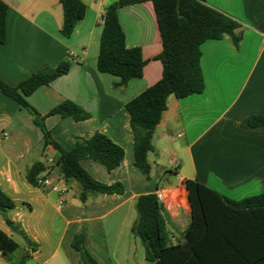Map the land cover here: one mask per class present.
<instances>
[{"label":"crops","instance_id":"1","mask_svg":"<svg viewBox=\"0 0 264 264\" xmlns=\"http://www.w3.org/2000/svg\"><path fill=\"white\" fill-rule=\"evenodd\" d=\"M2 1L8 12L6 40L0 44V81L17 87L34 70L56 67L71 57L68 74L39 87L27 101L47 116L46 128L64 148L70 149L76 138L102 133L125 151L123 162L111 172L94 161L82 162L97 181L121 183L124 193L80 201L81 185L60 176L58 153L44 146L42 129L0 88V189L15 203L14 209L0 211V229L18 244L10 255L13 263L29 254L25 264H82L73 241L83 233L86 248L99 264H155L146 259L141 240L132 233L140 196L164 191L163 214L176 243L192 214L186 181L197 180L233 200L264 194V126L248 124L251 117L264 116V0H206L242 25V40L238 49L230 37L201 46L205 90L184 99L168 98L153 132L149 178L134 165V136L126 104L162 78L163 66L156 59L162 40L152 2L118 10L126 46L140 48L147 64L142 78L115 89L119 78L101 73L97 61L105 9L119 0H83L85 17L70 37L61 34L60 0ZM66 100L91 118L76 122L48 116ZM37 162L52 177L51 186L28 183L27 172ZM54 186L64 190L63 204ZM4 214L32 245L9 228ZM13 263L0 253V264Z\"/></svg>","mask_w":264,"mask_h":264},{"label":"trees","instance_id":"2","mask_svg":"<svg viewBox=\"0 0 264 264\" xmlns=\"http://www.w3.org/2000/svg\"><path fill=\"white\" fill-rule=\"evenodd\" d=\"M150 1L154 5L162 40V52L156 58L162 63V78L126 104L130 126L134 136V165L146 177H150L148 155L154 151L153 132L161 123L167 109V100L173 95L184 99L201 94L205 90L201 67V46L210 40L230 37L239 48L242 25L229 15L210 7L206 0H119L106 7L103 32L100 40L97 68L119 78L115 89L127 86L132 79L144 75L147 61L140 48H128L126 36L120 24L118 10L122 7ZM63 9L61 34L70 37L86 14L83 0H60ZM8 6L0 0V44L6 40ZM71 57L56 67L44 66L34 70L17 87L0 81L4 95L25 108L44 133V146L56 149V167L65 181L75 180L81 185L79 199L88 201L95 195L123 194L121 183L108 185L97 181L84 169L82 162L94 161L109 172L118 168L125 151L108 136L96 133L89 139L76 138L70 149L61 146L45 126L47 116H42L27 97L39 87L49 85L70 71ZM59 115L76 122L86 121L91 115L73 101L66 100L53 108L48 116ZM250 127L264 126V116L249 119ZM43 163H35L27 172V181L38 185V178L46 172ZM191 205V220L176 243L172 241L164 218V208L154 193L137 199L136 222L132 233L145 249V257L155 264H264V194L242 200H233L197 180L186 181ZM15 207L14 201L0 189V211L5 213ZM6 224L28 238L4 214ZM82 264H99L86 248V235L81 233L73 241ZM34 248V246H33ZM18 244L0 229V253L12 262L10 255ZM29 254L18 263L25 264Z\"/></svg>","mask_w":264,"mask_h":264},{"label":"built area","instance_id":"3","mask_svg":"<svg viewBox=\"0 0 264 264\" xmlns=\"http://www.w3.org/2000/svg\"><path fill=\"white\" fill-rule=\"evenodd\" d=\"M9 180V177L7 176V181ZM53 182V179L51 176H48L46 174H42L38 178V185L39 186H51ZM53 189L59 193L60 196V204L64 203V190L59 188L58 186H54ZM157 195V198L159 202L163 205L165 203V194L163 190H159L155 193Z\"/></svg>","mask_w":264,"mask_h":264}]
</instances>
